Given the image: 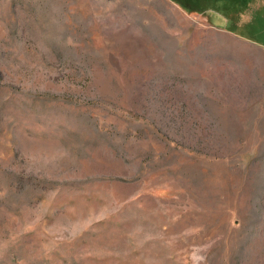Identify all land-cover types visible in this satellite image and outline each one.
Wrapping results in <instances>:
<instances>
[{"label":"rangeland","instance_id":"1","mask_svg":"<svg viewBox=\"0 0 264 264\" xmlns=\"http://www.w3.org/2000/svg\"><path fill=\"white\" fill-rule=\"evenodd\" d=\"M209 1L0 0V264H264V0Z\"/></svg>","mask_w":264,"mask_h":264},{"label":"crops","instance_id":"2","mask_svg":"<svg viewBox=\"0 0 264 264\" xmlns=\"http://www.w3.org/2000/svg\"><path fill=\"white\" fill-rule=\"evenodd\" d=\"M174 2L177 6H184L185 4H188L187 2H184L185 0H169ZM244 0H210L209 3H214V2H218V3H229V2H243ZM251 1V5L250 7L246 10V12L244 13V15H242L240 23H238V29H240L239 26H244L245 24L248 27L253 28V22L252 19L257 15L255 13H257V11L260 9V0H249ZM211 15L212 19H216L220 22V25L225 26L228 23V18H226L224 15H221L219 13H217L216 11L214 12H210L209 13Z\"/></svg>","mask_w":264,"mask_h":264},{"label":"trees","instance_id":"3","mask_svg":"<svg viewBox=\"0 0 264 264\" xmlns=\"http://www.w3.org/2000/svg\"><path fill=\"white\" fill-rule=\"evenodd\" d=\"M250 3H251V1H249V0H244L243 2H238L237 3V11L244 12L245 9L249 8ZM183 8L188 10V11L192 10V7H190V6L189 7L185 6Z\"/></svg>","mask_w":264,"mask_h":264}]
</instances>
